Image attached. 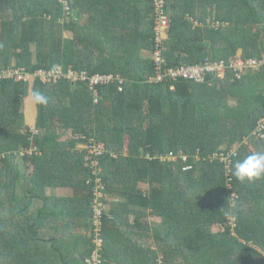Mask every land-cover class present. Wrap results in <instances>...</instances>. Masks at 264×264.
Masks as SVG:
<instances>
[{"label": "trees", "instance_id": "16d2710c", "mask_svg": "<svg viewBox=\"0 0 264 264\" xmlns=\"http://www.w3.org/2000/svg\"><path fill=\"white\" fill-rule=\"evenodd\" d=\"M154 1L0 0V69L112 77L95 91L0 81V264H264V179L214 159L264 153V66L152 83ZM162 3L164 67L263 58L264 0ZM90 140L106 146L99 221Z\"/></svg>", "mask_w": 264, "mask_h": 264}, {"label": "built area", "instance_id": "2783aa9c", "mask_svg": "<svg viewBox=\"0 0 264 264\" xmlns=\"http://www.w3.org/2000/svg\"><path fill=\"white\" fill-rule=\"evenodd\" d=\"M155 7L157 13V21L155 24L156 33V46L153 52V59L157 69V74L150 78V81L159 82H175L179 79L193 80L196 83H203L206 81L207 77L215 74L219 77H223L228 71L234 73L235 77L240 79L249 70H254L257 67L264 66V59H248L243 60L231 59L227 62L226 60H219L214 62H206L205 64H194V65H182L176 68H166L164 67L163 59V41L166 40V31L169 28V19L163 12L162 0H155ZM68 8V7H67ZM69 9V8H68ZM111 76H104L99 73L91 74L87 70H78L75 68L66 69L62 65H58L53 69H39L33 73H28L24 68L20 66H10L5 69H0V81L13 80L16 82H26L33 84L37 81L51 85L58 84L61 81H68L72 84L77 83H87L92 90H96L98 86L110 82ZM121 83L123 80L120 81ZM174 87L172 86V89ZM97 101V99H96ZM254 136L259 137L258 139L264 140V120L259 123L258 128L253 133ZM87 149L89 150L91 161V168L94 171V166L96 169H101L99 157H101L105 152V146L95 140H90L87 144ZM240 148V147H239ZM238 147H233V150L228 153H220L214 157V159H219L225 164V168L228 169L229 174L232 171L235 159L238 157ZM96 163V164H95ZM192 167L187 166L185 169H191ZM96 178V203L97 207L99 204V199L103 196V191L105 190V185L102 182V178L97 175L96 171L93 172ZM100 179H99V178ZM96 219L99 221L102 218V209L96 208ZM101 243V240L98 241ZM98 256H95L97 260Z\"/></svg>", "mask_w": 264, "mask_h": 264}, {"label": "clouds", "instance_id": "9594fccd", "mask_svg": "<svg viewBox=\"0 0 264 264\" xmlns=\"http://www.w3.org/2000/svg\"><path fill=\"white\" fill-rule=\"evenodd\" d=\"M36 99H40L38 94ZM147 158H150V155H147ZM233 175L242 183H253L257 180L264 179V153L250 152L235 160L233 164Z\"/></svg>", "mask_w": 264, "mask_h": 264}, {"label": "crops", "instance_id": "0c3cea01", "mask_svg": "<svg viewBox=\"0 0 264 264\" xmlns=\"http://www.w3.org/2000/svg\"><path fill=\"white\" fill-rule=\"evenodd\" d=\"M25 116L26 123L30 125L31 128L35 127L37 119V106L33 97H28L25 103ZM57 194L60 196L70 195L71 190L68 188H60L57 190Z\"/></svg>", "mask_w": 264, "mask_h": 264}, {"label": "rangeland", "instance_id": "374dc122", "mask_svg": "<svg viewBox=\"0 0 264 264\" xmlns=\"http://www.w3.org/2000/svg\"><path fill=\"white\" fill-rule=\"evenodd\" d=\"M66 36H72V34H71V33H67ZM241 54H242V51L239 52L238 57H237L236 59H239V57L241 56ZM262 56H263V59H264V55H262ZM62 66H63V65H62ZM63 67H64V66H63ZM261 67H262V66L257 67V68L254 69V70H255V71H256V70H259ZM82 70H83V69H82ZM84 70H85V69H84ZM94 91H95V90H94ZM95 101H96V100H95ZM34 128H35V127H33V129H34ZM65 137L73 138V137H75V136H73V134H72L71 132H68L67 135H65ZM76 138H80V136H79V137H76ZM102 144H103V143H102ZM245 144H247V143H245ZM103 145H104V144H103ZM104 146H105V145H104ZM80 147H81V148H84L83 145H81ZM235 147H238V148H239L240 146H239V145H236ZM86 148H87V147H86ZM86 148H85V149H86ZM128 151H129V150H128V148H127V149L125 150V154H128ZM105 152H106V146H105ZM105 152H104V154H105ZM104 154H103V155H104ZM103 155H102V156H103ZM147 155H148V154H147ZM147 155H146V157H147ZM86 159H87V160H90V155H89V154H87ZM173 161H176V159H174ZM95 164H96V163H95ZM93 167H94V171H96L97 175L99 176V174H101V172H102V169H100V168H99V169H96V166H94V165H93ZM91 169H92V168H91ZM94 171H93V172H94ZM93 174H94V173H93ZM98 178H99V177H98ZM99 179H100V178H99ZM70 195H71V194H70ZM100 206H101V204H99L97 208H99Z\"/></svg>", "mask_w": 264, "mask_h": 264}]
</instances>
